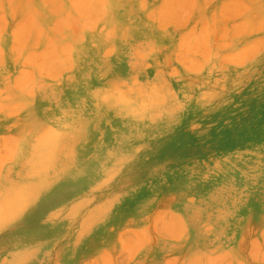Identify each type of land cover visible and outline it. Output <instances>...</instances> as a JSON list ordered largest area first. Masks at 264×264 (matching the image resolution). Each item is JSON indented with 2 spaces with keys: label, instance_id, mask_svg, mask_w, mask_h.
<instances>
[{
  "label": "rangeland",
  "instance_id": "1",
  "mask_svg": "<svg viewBox=\"0 0 264 264\" xmlns=\"http://www.w3.org/2000/svg\"><path fill=\"white\" fill-rule=\"evenodd\" d=\"M0 264H264V0H0Z\"/></svg>",
  "mask_w": 264,
  "mask_h": 264
},
{
  "label": "bare ground",
  "instance_id": "2",
  "mask_svg": "<svg viewBox=\"0 0 264 264\" xmlns=\"http://www.w3.org/2000/svg\"><path fill=\"white\" fill-rule=\"evenodd\" d=\"M59 153V152H58ZM47 155V154H46ZM33 169V168H32ZM29 184V183H28Z\"/></svg>",
  "mask_w": 264,
  "mask_h": 264
}]
</instances>
